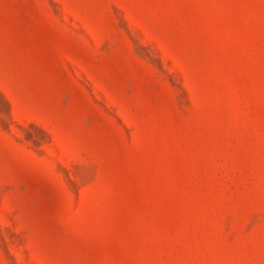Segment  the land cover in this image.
I'll return each instance as SVG.
<instances>
[{
    "label": "rangeland",
    "instance_id": "1",
    "mask_svg": "<svg viewBox=\"0 0 264 264\" xmlns=\"http://www.w3.org/2000/svg\"><path fill=\"white\" fill-rule=\"evenodd\" d=\"M0 264H264V0H0Z\"/></svg>",
    "mask_w": 264,
    "mask_h": 264
}]
</instances>
